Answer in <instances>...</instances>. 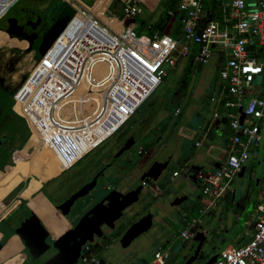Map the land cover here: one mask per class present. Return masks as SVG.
Returning a JSON list of instances; mask_svg holds the SVG:
<instances>
[{
    "label": "built area",
    "instance_id": "1",
    "mask_svg": "<svg viewBox=\"0 0 264 264\" xmlns=\"http://www.w3.org/2000/svg\"><path fill=\"white\" fill-rule=\"evenodd\" d=\"M18 1L0 0V19ZM62 1L74 14L15 91L14 110L27 120L32 134L34 129L39 132L64 172L122 129L163 83L167 66L176 67L182 58L202 65L217 58L218 79L210 93L214 112L208 129L223 113L232 134L222 148L227 154L222 166L199 171L203 203L199 212L204 215L228 193L252 152L257 154L263 145L264 0H182V39L137 34L134 27L124 25L127 17L155 9L160 0H123L124 16L114 14L109 4L100 15L82 0ZM216 9L220 13H213ZM100 64L105 66L101 76L97 74ZM83 80L102 93V104L91 117L84 105L85 117L74 113L65 120L58 111L71 104ZM203 132L197 148L208 136V130ZM179 173L174 171L173 177ZM257 210L250 240L228 246L212 264H264V183ZM200 222L192 218L181 238L193 239V227ZM168 257L161 247L152 264H165ZM97 261L98 256L90 252L75 264Z\"/></svg>",
    "mask_w": 264,
    "mask_h": 264
},
{
    "label": "rangeland",
    "instance_id": "2",
    "mask_svg": "<svg viewBox=\"0 0 264 264\" xmlns=\"http://www.w3.org/2000/svg\"><path fill=\"white\" fill-rule=\"evenodd\" d=\"M82 1L92 8L100 4V0ZM118 5L119 1L117 0L112 6V10H116ZM165 6V2L163 3L162 0L155 11L151 12L149 10H144L143 13L132 15L131 17L135 18L139 23L138 25H140L139 28L135 30V33L147 34V24L158 20L161 13L165 9ZM68 7L70 6L64 3L62 0H19L12 8L9 9L7 14L0 19V40L6 41L4 44H0V103L5 107L10 106L11 102L13 101L12 99L15 91L19 87L22 80L30 72L35 61L38 60L36 50L41 49L40 42L44 39L45 26L49 25L50 23H54L55 19L59 18V14ZM95 9L99 13H103V11H101V9H99L98 7H96ZM29 10L39 12L36 14L38 16H41V19L43 21L45 20L44 23L41 22L42 20L37 21L38 26L36 31H34L33 33H8L6 30L11 25L9 17L12 14H15V17L18 18L19 13L26 11L28 12ZM169 26L172 27L173 22L169 23ZM167 32L169 33V30ZM189 63L190 62L187 59H182L176 68H170L169 66H167L166 68L168 73L163 83L140 107L135 115L122 127V129L118 133H116L108 140L102 142L90 153L86 154L71 169L66 170L62 175L63 177L58 180L59 182L61 181L60 186L65 185L66 187L67 185L79 184L89 179L92 169L95 165H97V163L95 162H99L103 158H106V156L113 151V148L116 146L115 144L119 142V140H116L117 137H120L126 132H131L132 134L136 133V141L138 143L137 145L145 146L148 143H151V137L149 135L152 134V132L154 131L153 129H157L159 127L162 121L169 123L167 132L170 134L168 135L169 137L167 139V143H171L175 146L174 148H177L173 156L178 155L179 151H181L188 157L192 158V163H195L196 161L201 164L206 163L205 160L207 159V157H205L204 155H206L205 153L208 149L207 146L204 145L199 148L195 147V142L201 135L199 131L197 132L196 127L198 124L206 125L208 119L212 114L214 104L209 100L208 92H210L211 84L218 79L219 69H217L216 67L217 62L215 59H213L209 64L205 65L196 64L190 66ZM79 88L80 89H78L77 92H80L81 94L82 91L84 93V95L81 96L83 98L80 97L81 101L86 100V102H88L91 97L97 96V93L93 92L92 90L83 91L86 90L83 88V86ZM180 90L182 93L179 99L177 98V93ZM75 96H78V93H75ZM177 104L180 105L181 109L178 116H173V112ZM77 105H82L80 103V99ZM85 109L86 107H84V112L86 113ZM199 112L202 114L201 117H198ZM79 116L81 117L80 113ZM171 116L173 117L170 118ZM62 118L65 119L66 117ZM224 126L225 125H222L214 131L215 134L212 141L214 142V144L219 145V147L223 146L225 141L230 136L229 130ZM141 128H145L148 131L142 132ZM3 133L8 136L12 135L8 127L4 129ZM140 136H142V138H140ZM127 137H129V134H127ZM122 140H124V137ZM263 145L259 149V160L254 158V156H251L249 162L247 163V167L249 168L247 169V171H245L244 176L236 177V180L234 181V183H232L235 188L239 187L237 191L239 195H241V193L243 192V186L241 185L242 180H245L247 183H251L252 187L254 186L255 191H252V189L250 190V201L247 202V207L243 212L242 217L236 219V227L229 225V231L227 233H224L226 235L230 234V238L233 233L242 234L247 220L252 219V221L254 222L257 220V212H255V207L257 202L260 201L257 195L259 191V185L257 184L259 176L262 174V176L264 177V164L262 163L264 154ZM37 148H34V150L30 153L29 159H32L33 156L36 155V153L34 152L35 150H37ZM49 150L50 149L46 145H40V147L38 148L39 154L44 151V154L47 155L49 153ZM156 151L158 152V154H160L161 152V154H163L164 152V150L161 151V149L159 150L158 148H156ZM20 153L21 151H16L14 153L13 169L16 166ZM214 153L218 154V152ZM39 156H41V154ZM147 158L150 159V157ZM34 161L36 160L34 159ZM34 161H32L30 165L42 164V161H39V163H34ZM147 163L149 164L150 161L145 159L143 160L142 164L146 166ZM174 168L182 170L181 177L178 179L181 182V185L178 187V191L180 190L181 192L185 193L190 192L188 189V182L184 178L185 169L182 166L180 167L176 163L175 157L172 159L165 170H156L150 168V173L152 175V178H154V175L157 172L166 171L168 172V174H171ZM250 169L252 171H255L257 174L255 180L250 179ZM137 171L132 176L127 177L126 184L133 186L139 181L141 171ZM20 173L22 175L23 172L21 171ZM19 180L20 179H18L17 181ZM169 180L170 179L168 178V180H166L164 184H161L162 186L167 185V190L170 189L169 191H166L162 197L154 200L153 194L152 197L150 195V198L148 195L142 194L140 201L133 204L132 207L125 213V215H127L130 211H132V209L134 210L137 208H141V205L148 201L150 202V204L147 208L150 207L153 208V210H157L153 219V226L147 232L136 238L127 248H124L122 246L119 241L120 239L118 241L116 239L112 240L111 242H109L108 247L100 252L99 256L101 258H105L107 260L117 259L119 261V264H128L129 258L133 255H136L135 258L140 256L152 259L154 252L150 246L143 245L142 248L139 247L140 243L145 237L149 238L150 241H160L162 244H165V246L163 247L165 251L167 250V248L171 251H177L184 243H187L189 246H193V240L185 241V239L181 238L180 233L186 226H184L181 221H177L176 216L180 218L181 216H189L190 218L202 219V221H204L203 225L206 224L209 219L206 215L203 216L199 213L197 206L188 207L191 203V194L190 196H188V200L184 201L183 204L179 206H172L171 202L175 198V192L173 190L174 182H172L171 180L169 182ZM109 181L115 184V181L113 179H109ZM4 183H6L4 184L5 187L12 186V184L7 181H5ZM34 183L38 185L37 182ZM52 184L53 183L47 185L43 193H41L37 198L29 200L27 203L28 207L34 210L42 200L49 198V196L53 194V191H55L54 184ZM24 185L25 183L23 185H20V189L24 187ZM199 192L200 190H195L193 195L196 196V194H199ZM28 194L29 191H26L23 195L28 196ZM160 203H163L164 206L162 207ZM25 209H28L27 206H24L23 210ZM17 216H15V218L13 219H17ZM136 216L137 215H132L129 217V219L136 218ZM12 221L14 222L16 220ZM18 249L26 253L29 257V252L25 250L23 246H20ZM12 253L13 255L15 254L14 251H12ZM28 257H26L25 259H27ZM16 260L17 258L15 257V261ZM19 264H22V262H19Z\"/></svg>",
    "mask_w": 264,
    "mask_h": 264
},
{
    "label": "crops",
    "instance_id": "3",
    "mask_svg": "<svg viewBox=\"0 0 264 264\" xmlns=\"http://www.w3.org/2000/svg\"><path fill=\"white\" fill-rule=\"evenodd\" d=\"M116 1L117 0H100V4H98V6H96V7L101 9V11L105 12V10L108 9V4H109V8L112 10V6L114 5V3ZM118 1H119V5L117 6V9L112 10V11L115 12L114 14H116L118 16H124L122 13L123 12V0H118ZM181 1L182 0H163V3L165 2V5H166L164 11L161 13L158 20H156L150 24H147V31L148 32H147V34L144 33V35L152 36L154 34H158V35L168 34L174 38L182 39L184 36L183 25H182V17L184 15V13L179 9V4ZM161 2H162V0H160L159 4ZM159 4H158V6H159ZM87 6L90 7L89 5H87ZM96 7H94V8L91 7V8L93 10H96L95 9ZM156 8L155 9L145 8L144 10H149V11L153 12L156 10ZM144 10H143V12H144ZM169 11H173L174 14L170 15L168 13ZM212 11H213V13H220L218 11V9L212 10ZM36 13H39V12H36ZM99 14L101 15V13H99ZM153 14H155V13H153ZM103 17L106 20H108L107 17H105L104 15H103ZM128 18H132L133 21H132V23H130V21H129V24H127V25L125 23V26H132L135 28V30H137L140 26V25H138L139 23L133 17H127L125 19V22ZM172 22H173V26L170 27L169 23H172ZM168 30H169V33L167 32ZM40 53H42V50H40ZM182 59H185V60L187 59L190 62L189 63L190 66L196 65L195 63L192 62L191 59H188V58H182ZM182 59L179 60L178 64L180 63V61ZM214 59L217 62L216 67L218 69V67H219L218 60H217V58H214ZM178 64H177V66H178ZM176 67H170V68H176ZM98 74L101 75L100 70H99ZM216 81L217 80H215L210 86V92H208L209 100H210L211 89L216 84ZM81 86H83V88L86 89L83 91L92 90L93 92L97 93V96L91 97L88 102H86V100H83V102H82L81 98H83V97H81V96H83L84 93L82 91H81V94H80V92H77L78 89H80V88H78L77 91L75 92V93H78V96H75V94H74V96L71 100V104H69L68 106L77 110L78 113H80L81 117H85L87 114H84V111H83L84 107H85L84 105H87L89 107V105L94 104L93 110L95 112L98 108H100V106L102 104V93L97 92L96 90L90 88L87 81H85V80H83L80 83L79 87H81ZM86 86H87V88H86ZM181 93L182 92L180 90L177 93V98L180 99ZM77 97H78V100H77ZM79 99H80V103L82 104L81 106L77 105ZM12 100L13 101L11 102L9 107H5L4 105H2L0 103V184L5 182V179L13 171L14 153L16 151L22 152L23 148L26 146L27 142L29 141V139L32 135V131H31V128H30L27 120L22 115L18 114L13 108V106H14V95H13ZM80 108H82V109H80ZM177 109L178 110L181 109L179 104L176 105L175 110L173 112V116H178V115H176ZM94 112H91L90 117L94 115ZM213 112H214V108L212 110V114H211L210 118L208 119L206 125L198 124L196 127L197 132L199 131V133H201L198 140H200L203 137V134H204L203 130L209 131L208 136L206 137V139L204 140V143L202 145V146L206 145L208 148L206 153H205L206 155H204L205 157H207V159L205 160L206 163L201 164L198 161H196L194 163V166L196 167V173L198 175V178L196 180L190 179V177H189L190 174L186 173L187 164L185 161L187 159H188V161H189V159L192 160V158L188 157L186 154H184L181 151H179V154L175 156L176 163L180 167L182 166L185 169L184 178L188 182V189L190 192L185 193V192H181L180 190L178 191V187L181 185V182L178 180L181 177V172H182L181 169L174 168L173 171L171 172V174H168V172H166V171L165 172H157L154 175V178H152V175L149 172L151 178L155 179L154 181L158 180V183L156 182L157 187H154V189H155V193L153 194L154 200L155 199L157 200L159 197H162L166 191L170 190V189L167 190V185L166 186L161 185L162 183L164 184L166 182L164 179H162L164 174H166L167 177L172 182H174V189L173 190L175 192V195H174L175 198L172 200L171 205L172 206H179V205L183 204L184 201L188 200V196H190V194H191V203L189 204L188 207L197 206L198 211H200V208L203 205V203H202V182H201V179L199 177V171H201V170L202 171L203 170H213V169H217V168L222 166L223 161L225 160V158L227 156L226 152L224 150H222V148L223 149L226 148V146L228 145V141L230 139V136L232 134V132L229 128L228 120L224 117L225 114H223V113H222L221 118L216 120L214 126H212V128L208 129V124L212 118ZM59 115H60V117H66L62 114H59ZM173 116H171L170 118H172ZM201 116H202V114L199 112L198 117H201ZM66 119L67 118H65V120ZM222 125H225L224 127H226L229 130L230 136L225 141L224 145L219 147V145L214 144V142L212 140H213V137L215 134L214 131ZM168 126H169L168 122L162 121L157 129H153L154 131L162 130L161 134L163 135V137H162L163 139H161L160 142H156L154 144V146L152 148L153 153H152V156L150 157V159L145 158L146 160H149L150 163L149 164L147 163V165L145 166L144 164H142L143 160H145V159H143L141 161L142 166L147 167V166L151 165V168L156 169V170H161V169L165 170L167 168V167H163L161 169H160V167L154 168L153 164L155 163V161L158 159V157L162 153L161 152L160 154H158V152L156 151V148H158L159 150L161 149V151H163L165 149L163 147L164 146L166 147V145H167V141H168L167 139L169 137L168 135L170 134L167 132ZM6 127H8L10 129L11 134H12L11 136L5 135L3 133L4 129ZM141 131L147 132L148 130L145 128H141ZM262 134H263V139H264V122L262 123ZM263 144H264V140H263ZM211 145H215L217 147L211 149L210 148ZM195 147H196V142H195ZM263 150H264V145H263ZM214 152H218V154H216ZM34 153H36V155L33 156L32 159H29L28 155L21 157V159L26 160V163L21 168V171L23 172L22 173V178H23L22 181L19 180V181L15 182L9 188H7V187L3 188L2 187L0 189V243H2V245H4V246L8 247L9 250L11 251V253H12V251H14V253H15L14 255L17 258L16 261L14 259V261H12L8 264H19V262H22V264H34V259L31 256L30 251L26 248V246L24 245V242L20 238V236L18 234H16V232H15V228H16L18 221H17V219H13V218H15V216H17L16 213L19 210V207L22 208V206H24V205L27 206V203L29 200H31L33 198H37L41 193H43V191H44L43 188L48 183L53 181V179L61 177L65 172V171L64 172L61 171L59 173V175L55 176L54 178H52V180H50L48 182H44L38 173H34L32 175V177H29L27 175L26 168H27V166H29L31 164L32 161H34V159L36 160V161H34V163H39V161H42V164H44L46 159L50 155L54 154L51 150H49V153L47 155H45L44 151H43L42 153H40L41 156H39L40 154H39L38 148H37V150H35ZM251 156H254V158L259 160L258 159L259 158L258 157L259 156V150H258L257 154L252 152ZM251 156H250V158H251ZM250 158H249V160H250ZM263 158H264V154H263ZM263 158H262V162H263ZM18 160H20L19 157H18ZM28 160L30 161V163ZM249 160L247 161V163L249 162ZM247 163L243 166V169L236 175V177H238V176L243 177L244 176L245 171H247V169L249 168V167H247ZM251 166H252V164H251ZM136 171H137V169L133 170L132 172H129L126 170L124 171V173H123L124 180L122 182V186H123L122 188L124 191L129 189L132 186V185L126 184L127 177L132 176L134 173H136ZM138 171H141V169L139 167H138ZM174 171H180L179 175L176 177H173ZM158 174H159L160 178L157 179ZM141 177H142V171H141V175L139 176V178L141 179ZM236 177L233 180V183L236 180ZM256 177H257L256 172L252 171L250 169V179L255 180ZM170 180H169V182H170ZM34 182H37L38 185L35 184ZM24 183H25L24 187H22L20 189V187H21L20 185H23ZM263 183H264V177L261 174L258 178V184H257V185H259V191L257 193L259 199H260V191H261V187H262ZM4 184H6V183H4ZM241 185L243 186V190H242L243 192L241 193V195H239L237 192L239 187L235 188L232 185V187L228 191V193L224 197H221L217 201V203L215 205H213L211 208H209V210L203 215V216L206 215L208 217V219H209L207 221L208 225H207V223L203 225L204 221H202V219H201V222L198 225H196L195 227H193V231L195 232V236L199 233V231H201V233H203V235L205 236V240L203 242L202 249L204 248V249L210 250V249L216 248L210 256H212L220 247L225 245L230 239H231L232 243L228 246H235V247L236 246H242L243 244L248 242L253 235V232L255 230V224H256V221L258 220V217H259V213L257 210V204L259 202H257L256 207H255V212H257V220L255 222L252 221V219L247 220V222L245 224L246 226H245L242 234L241 233H233L231 238H230V234L229 235L224 234V233H227L229 231V229H228L229 225L236 227V223H235L236 219H239V217H242L243 212L245 211V209L247 207L246 204L248 201H250V198H251L250 190L252 189V191H255L254 186L252 187V184L249 182L247 183L245 180L244 181L242 180ZM195 190H200L199 194H196V196L193 195ZM26 191H29L28 196L23 195L24 192H26ZM151 197H152V195H151ZM49 198H50V196H49ZM160 205H162V207L164 206L163 203L162 204L160 203ZM154 208H156V207H154ZM11 218H12V220H16V221L13 222L11 220ZM153 219H154V217H153ZM191 219L192 218H190L189 216H181V218L176 216V220L181 221V223L184 226H186L185 228L189 227ZM159 221H161V220H159ZM11 222H13V223H11ZM17 236H19L20 239ZM190 240H193L192 243H194L195 245L192 244L193 246H191V245L189 246L187 243H184V244H182V246L177 251H171L167 248L166 251L169 253V257L166 259L165 264H189V263L197 264V260L199 258H197L194 261H189V259H190V256L193 255L195 253V251L197 250L199 241L195 240L194 238L193 239H185V241H190ZM143 245L150 246L153 249L154 255L158 251V249L165 246V244H162L160 241H158V242L150 241L149 238H146V237L140 243L139 247L142 248ZM20 246H23V248L29 252V254H30L29 257L27 256L26 253H24L18 249ZM12 255H13V253H12ZM154 255H153L152 259L147 258V257H140V256L135 258L136 255H133L129 258L128 264H152V262L154 260ZM26 257H28V258L25 259ZM201 257H202V255H201ZM4 263H6V260H4V262H2L1 264H4Z\"/></svg>",
    "mask_w": 264,
    "mask_h": 264
},
{
    "label": "water",
    "instance_id": "4",
    "mask_svg": "<svg viewBox=\"0 0 264 264\" xmlns=\"http://www.w3.org/2000/svg\"><path fill=\"white\" fill-rule=\"evenodd\" d=\"M73 14L74 10L71 7L64 9L59 19L48 31H46L42 44V54L54 43ZM41 20V16H38L36 12L32 10L19 13L18 18L15 17V14H12L9 17L11 25L6 31L10 34H17L20 30H26L37 21ZM26 77L22 80L20 85L24 82ZM242 119H244V115ZM174 147L175 146L171 143H167L163 154L158 157L153 167H160V169L167 167L176 156H173L177 149ZM185 162L187 164L186 173L190 174V179L196 180L198 175L196 173V167L194 163H192L193 161L190 159L188 161L187 159ZM158 178H160L159 174L157 179ZM96 179L97 177H95L92 182L82 186L62 204L54 205L51 202L66 220L71 207L79 198L90 195L91 198L89 200V205H87L88 207L94 204V202H97L91 206L90 210L81 219H76V217L74 220H71V222L67 220L70 226L58 236H54L42 219L28 207V205V209L23 210L20 219L21 225L15 228V232L20 236L26 248L30 251L34 259V264H75L80 258L90 252H94L95 255L98 256V261L91 262L90 264H119L117 259L107 260L101 258L99 256L100 252L106 249L109 242L115 239L117 241L120 239L119 241L122 246L127 248L136 238L152 227L153 217L157 211L150 207L147 208L149 205L148 201L142 204L141 208L132 209L127 215H125V213L133 204L140 201L142 194H146L150 198V195L155 193L154 187H157V179V181H154L152 178H146L143 181V176L136 184L131 186L128 191L122 192L112 189L109 193L106 192V189L103 190L96 186ZM132 215H137V217L129 219ZM89 219L93 221L90 226L88 225ZM116 222L119 223L120 231H117ZM104 225L114 230V232L112 234L109 233V235L104 234V231H102ZM50 236L52 237L51 242L48 241ZM104 239L109 240L104 243L102 242ZM194 239L199 241V244L195 253L190 256L189 261H194L201 257L205 236L199 231ZM231 243L232 241L230 239L212 256L206 259L204 264H212L215 262L216 258ZM0 245H2V243H0ZM88 246L91 247L89 250L87 249Z\"/></svg>",
    "mask_w": 264,
    "mask_h": 264
},
{
    "label": "flooded vegetation",
    "instance_id": "5",
    "mask_svg": "<svg viewBox=\"0 0 264 264\" xmlns=\"http://www.w3.org/2000/svg\"><path fill=\"white\" fill-rule=\"evenodd\" d=\"M45 21V20H44ZM44 21L42 20L41 22L44 23ZM49 24V23H48ZM45 25V24H44ZM46 27V26H45ZM105 71V66L101 65L100 66V73L103 75ZM83 102V101H82ZM162 130H158V131H153L151 135H149L151 137V143H148L147 145L143 146V145H137V141H136V133L132 134L131 132H126L125 134L121 135L120 137H117L116 140H119V142H117L115 145V147L113 148V151L108 154L106 156V159L103 158L101 161L99 162H95L97 163V165L94 166V168L92 169L90 178L83 181L82 183L79 184H74V185H67L65 187L64 186H60V182L58 180H60L63 176L58 177L56 179H54L53 181H51L50 183L54 184V189L55 191H53V194L50 196V198L44 199L42 200L36 208H38L42 203L44 202H49L52 201V203L54 205H60L63 202H65L72 194H74L76 191H78L82 186H84L85 184L92 182L93 179L95 177H97V184L96 186L100 187V189H106L107 193H109L112 189H116L118 191H122V192H126L127 190H123V186H122V182L124 180V171H129L132 172L135 169H138V167L141 169L142 171V177L144 176L143 181L146 178H151L149 172H150V168L151 165L145 167L142 166L141 161L147 157H151L152 156V148L154 146V144L156 142H160L161 139H163V135L161 134ZM127 134H129V137H127ZM124 137V140H122ZM140 138H142V136H140ZM120 143V144H119ZM147 143V142H146ZM165 148V146L163 147ZM55 155H50L46 161L48 162L52 157H54ZM44 163V164H45ZM43 164H34V165H29L27 166V175L29 177H32V175L34 173H38L40 167ZM141 165V166H140ZM61 163L59 168L56 170V172L48 177V178H41L44 182H48L50 180H52V178H54L57 174H59L61 172ZM109 179H113L115 181V184L110 182ZM165 181L168 179L167 175L164 174L163 178ZM56 180V181H55ZM65 181V180H64ZM50 183H48L47 185H49ZM69 183V182H68ZM67 183V184H68ZM52 184V185H53ZM47 185L43 188V190L46 189ZM58 186V187H57ZM60 186V187H59ZM95 186V187H96ZM147 186V185H146ZM65 187V189H64ZM46 192V191H45ZM47 193V192H46ZM48 194V193H47ZM91 196H87L84 198H79L76 203L71 207L70 212L67 216V220L69 222H71V220H74L76 217V219H81L83 216H85V214L90 210L91 206L94 205L97 202H94V204H92L91 206H87L89 205V200H90ZM150 204V202H149ZM25 206V205H24ZM24 206L19 207V210L17 211V225L16 228L19 227L21 225L20 223V219L22 217V212H23V208ZM103 216V215H101ZM137 217V216H136ZM141 217V216H140ZM65 221V227L67 228L68 226H70V223L68 221ZM76 221V220H75ZM89 221V222H88ZM88 225L90 226L92 224L93 221H91L90 219L88 220ZM116 222L117 225V231L119 230V223ZM102 231H104V234L109 235V233H113L114 230L109 229L108 226L104 225L102 228ZM59 234H54V236H58ZM52 237L50 236L48 238V241L51 242ZM109 240V239H108ZM107 239H104L102 242L106 243L108 241ZM216 248L213 249H202V257H200L197 260V264H204L205 260L209 258V256L212 254V252L215 250Z\"/></svg>",
    "mask_w": 264,
    "mask_h": 264
},
{
    "label": "bare ground",
    "instance_id": "6",
    "mask_svg": "<svg viewBox=\"0 0 264 264\" xmlns=\"http://www.w3.org/2000/svg\"><path fill=\"white\" fill-rule=\"evenodd\" d=\"M104 18V17H103ZM105 19V18H104ZM106 20V19H105ZM132 23V18H128L126 22H124V25L126 23L129 24ZM37 22L29 27L26 30H20L19 32H22L23 34H28V33H33L37 29ZM44 41V39H43ZM43 41L40 45L39 50L43 49ZM55 155V154H54ZM60 162L57 159L56 156L52 157L48 162L43 164L39 171L38 174L41 176V178H48L52 176L56 170L59 168ZM45 223V225L48 227V229L53 233V234H59L63 233V231L66 229L65 227V221L66 218L62 216V214L51 204V201L49 202H44L42 203L38 208H35L33 210ZM19 238V236H17ZM20 239V238H19ZM14 256L12 255L11 251L9 250L8 247L4 245H0V264L6 260V263L8 264L12 261H14Z\"/></svg>",
    "mask_w": 264,
    "mask_h": 264
},
{
    "label": "trees",
    "instance_id": "7",
    "mask_svg": "<svg viewBox=\"0 0 264 264\" xmlns=\"http://www.w3.org/2000/svg\"><path fill=\"white\" fill-rule=\"evenodd\" d=\"M61 14V13H60ZM60 14H59V17H60ZM57 19H59V18H57ZM57 19H55V22L57 21ZM54 22V23H55ZM54 23H50L49 25H47L46 27H45V33H46V31H48L51 27H52V25L54 24ZM45 35V34H44ZM6 41L5 40H0V44H4ZM40 43H42V42H40ZM36 52H37V59H39V58H41V54L42 53H40V50L39 49H37L36 50ZM91 106V107H90ZM89 110H90V114H91V112H93L94 110H93V105H89ZM72 109L73 108H71V107H69V106H64L63 107V109L62 110H59L58 112H59V114H62V115H64V116H66V118H67V120L70 118L69 117V115H72V114H76L77 116H79V113H78V111L77 110H75V109H73V111L74 112H72ZM84 111V110H83ZM84 114H86L85 112H84ZM80 117V116H79ZM78 117V118H79ZM34 132H33V134H32V136L30 137V139H29V141L27 142V144H26V146L23 148V150H22V152H21V154L19 155V158H20V160H17V163H16V166H15V168L13 169V171L11 172V174L5 179V181H7V182H9L10 184H14L15 183V181H17L18 179H20L21 181H22V175H21V168H22V166L26 163V160L25 159H21V157H24L25 155H30V153L34 150V148L36 149L37 147L39 148L40 146H39V144L42 146H44V144L41 142V138H40V134H39V132H37L35 129L33 130ZM37 144V145H36ZM29 161V160H28ZM29 163H30V161H29ZM13 173V174H12ZM13 175V176H12ZM5 188V186H4V182L3 183H1L0 184V189L1 188ZM7 188H9V187H7ZM6 188V189H7ZM4 191V190H3Z\"/></svg>",
    "mask_w": 264,
    "mask_h": 264
}]
</instances>
